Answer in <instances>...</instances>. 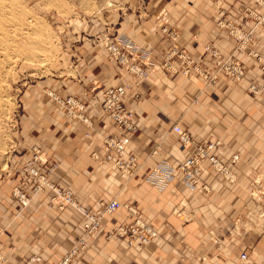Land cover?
I'll return each mask as SVG.
<instances>
[{
  "label": "crops",
  "instance_id": "1",
  "mask_svg": "<svg viewBox=\"0 0 264 264\" xmlns=\"http://www.w3.org/2000/svg\"><path fill=\"white\" fill-rule=\"evenodd\" d=\"M219 1L149 0L153 15L163 10L170 15L166 28L178 34L179 48L191 53L197 63L212 72L216 70L215 60L205 49L211 43L225 57L235 54L247 74L238 84L222 75L209 84L198 73L187 77L167 68L151 71L126 97L139 128L131 134L128 147L139 161L133 174L122 172L112 161L102 162L93 156L97 153L104 157V138L120 134L102 110L104 92L127 82L130 73L116 63L111 78L103 79L104 71L99 72L96 75H101V84L105 85L94 97L90 88L81 85L80 94L87 104L85 113L92 125L67 114L64 146L60 147L62 140H55L46 151L49 163H58L54 182L94 209L102 200L114 198L133 203L160 235L149 245L137 242L131 246L121 238L108 240L113 227L130 219L127 210H119L103 219L88 249L73 264H245L240 255L246 250L251 264H264V199L251 193L253 179L264 169V94L255 97L248 92L250 83L264 82V74L260 63L247 52L237 51V42L218 27V12L226 9L230 19L253 30L251 46L263 58L264 25L241 15V9L251 4L249 0ZM138 29L133 30L131 40L147 44L143 58L152 65H163L165 54L175 43L170 34L152 29L149 22ZM174 64L182 62L175 58ZM176 123L203 144L221 140L214 153L230 164L239 181L228 183L206 162L203 183L212 187L210 192L202 187L195 192L185 191L177 180L157 192L148 180L157 162L163 158L180 162L189 155L190 147L181 149L173 130ZM235 154L239 155L236 163L232 162ZM25 176L22 172L15 182ZM263 178L261 174L257 183ZM1 190L0 225L5 233L0 250L6 257L2 254L0 264H25L35 254H44L46 259L53 254V260H59L75 245L85 218L73 206L60 210L58 202L52 204V191L46 189L32 195L29 205L22 207L19 201L5 196L4 187ZM246 223H253V227L247 228Z\"/></svg>",
  "mask_w": 264,
  "mask_h": 264
},
{
  "label": "rangeland",
  "instance_id": "2",
  "mask_svg": "<svg viewBox=\"0 0 264 264\" xmlns=\"http://www.w3.org/2000/svg\"><path fill=\"white\" fill-rule=\"evenodd\" d=\"M250 2L240 13L253 20L249 9L263 12L264 6ZM148 5L149 0H0V195L4 187L5 196L17 200L22 179L15 180L27 161L34 153L48 158L55 140L64 146L67 97L87 105L81 85L94 97L105 85L96 74L104 71L103 79L111 78L112 65L119 64L107 54V41H131L133 30L148 22L160 31L168 25L170 15L164 10L153 15ZM218 13V21L230 19L226 9ZM136 44L147 49L143 41ZM261 174L264 169L253 179L251 193L264 199V178L257 183Z\"/></svg>",
  "mask_w": 264,
  "mask_h": 264
},
{
  "label": "built area",
  "instance_id": "3",
  "mask_svg": "<svg viewBox=\"0 0 264 264\" xmlns=\"http://www.w3.org/2000/svg\"><path fill=\"white\" fill-rule=\"evenodd\" d=\"M257 4L264 6V0H254ZM249 15L253 16L256 25H264V11L257 12L249 9ZM218 27L225 29L229 35L237 42V51L247 52L252 58L260 63L261 71L264 74V58L255 48L251 46L254 40L253 30H246L235 21L223 18L218 21ZM163 31L170 34V38L175 42L172 48L165 54L166 60L163 65H152L148 59L143 58V53L147 49L135 45L132 41H107L106 51L113 61H117L126 69L130 79L116 87H110L104 92L102 110L116 124L120 134L118 136H106L104 138L105 155L95 153V159L102 162L112 161L122 172L133 174L139 167L137 157L130 153L129 144L131 134L136 133L139 128L136 123L134 110L129 106L126 97L135 87L140 86L143 79L147 78L151 71L167 68L173 72H181L187 77H192L194 73L201 75L209 84L216 83L220 76H225L240 82L245 79L247 70L243 62L235 56H223L222 51L209 43L206 46L207 53L215 60L216 70L210 71L204 65L199 64L193 55L186 49L178 46V34L166 27ZM178 58L182 64H174V59ZM248 92L256 96L264 93V82H252L248 87ZM139 93L135 94V98ZM67 113L75 119H80L83 123L92 125V119L85 113L86 105L75 96L67 97ZM173 130L178 134L180 147L185 150L190 147L189 155L184 161L173 162L163 158L157 162L149 174V183L157 192H162L169 184L177 180L182 188L188 192H195L199 188L210 192L212 187L203 183L204 163L208 162L212 169L228 183H235L238 180L237 173L230 164L222 160L214 153L222 141L216 139L208 144L199 142L187 130L179 124L173 126ZM239 155L232 157V162L236 163ZM58 163H49L48 158L42 159L39 153L27 161L24 166L25 177L20 186L16 188L15 197L22 207H27L30 203L32 194L49 189L53 193L52 204L58 202L60 210H64L68 205L73 206L80 215L85 218L81 225V234L75 245L59 260L46 259L41 254L32 255L25 264H73L89 247L90 239L100 229L104 218L111 216L119 210H127L130 219L113 227L107 234L108 239L125 238L129 245L135 243L149 245L154 243L160 233L140 211L137 205L130 202H122L116 198L102 200L97 208L89 207L78 201L71 190H66L58 186L52 179ZM30 187V188H29ZM175 212H178L176 209ZM5 233L4 227L0 225V244ZM3 258L0 250V259ZM243 263L249 264L250 257L248 250L240 255ZM225 261L222 262L224 264Z\"/></svg>",
  "mask_w": 264,
  "mask_h": 264
},
{
  "label": "bare ground",
  "instance_id": "4",
  "mask_svg": "<svg viewBox=\"0 0 264 264\" xmlns=\"http://www.w3.org/2000/svg\"><path fill=\"white\" fill-rule=\"evenodd\" d=\"M3 8V7H2ZM135 45H137L133 40H131ZM126 173V172H125ZM127 174H130V173H127ZM131 175V174H130ZM117 212V211H116Z\"/></svg>",
  "mask_w": 264,
  "mask_h": 264
}]
</instances>
